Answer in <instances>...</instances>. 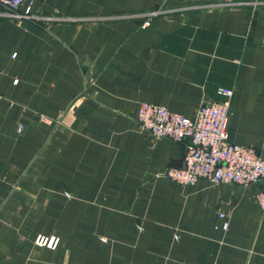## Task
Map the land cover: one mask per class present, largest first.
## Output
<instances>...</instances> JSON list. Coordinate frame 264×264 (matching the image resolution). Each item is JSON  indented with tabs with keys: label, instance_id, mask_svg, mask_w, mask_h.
<instances>
[{
	"label": "crops",
	"instance_id": "obj_1",
	"mask_svg": "<svg viewBox=\"0 0 264 264\" xmlns=\"http://www.w3.org/2000/svg\"><path fill=\"white\" fill-rule=\"evenodd\" d=\"M32 11L75 21L0 17V264H264V182L182 186L164 175L184 166L186 143L138 125L142 104L192 119L231 89L229 142L264 160V0H34Z\"/></svg>",
	"mask_w": 264,
	"mask_h": 264
},
{
	"label": "built area",
	"instance_id": "obj_2",
	"mask_svg": "<svg viewBox=\"0 0 264 264\" xmlns=\"http://www.w3.org/2000/svg\"><path fill=\"white\" fill-rule=\"evenodd\" d=\"M34 0H0V6L7 9L0 17L11 20H24L35 23L75 21L72 18L41 16L34 14ZM28 4L23 12L21 9ZM261 4V3H257ZM241 5V4H228ZM167 14L152 12L137 16L144 21V26L153 18ZM218 95L223 102L204 100L194 118H186L170 111L166 106L142 104L138 113V125L142 132L153 139L167 138L176 143H186L184 166L170 168L164 175L166 178L182 185L191 186L204 181L212 186L237 185L249 188L264 182V160L252 147L235 145L229 142V122L231 101L234 91L219 88ZM19 133L23 128H19ZM255 202L264 215V189L254 196ZM219 217L224 221L222 229L228 230L226 216ZM57 237H40L37 245L43 248L56 249Z\"/></svg>",
	"mask_w": 264,
	"mask_h": 264
},
{
	"label": "water",
	"instance_id": "obj_3",
	"mask_svg": "<svg viewBox=\"0 0 264 264\" xmlns=\"http://www.w3.org/2000/svg\"><path fill=\"white\" fill-rule=\"evenodd\" d=\"M87 66L82 67V74H83V78H84V82H85V90L87 89V79H86V74H87ZM84 90V93H85Z\"/></svg>",
	"mask_w": 264,
	"mask_h": 264
}]
</instances>
